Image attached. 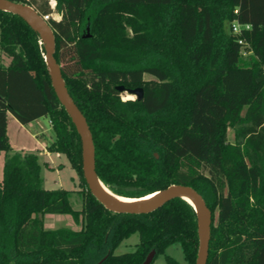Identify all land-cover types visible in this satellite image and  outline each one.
<instances>
[{"label": "trees", "instance_id": "obj_1", "mask_svg": "<svg viewBox=\"0 0 264 264\" xmlns=\"http://www.w3.org/2000/svg\"><path fill=\"white\" fill-rule=\"evenodd\" d=\"M13 1L53 13L51 0ZM61 2V18L48 20L55 56L90 126L100 179L132 198L193 187L212 212L207 264H264V0ZM234 22L250 27L233 33ZM40 40L20 15L0 11V50L10 58L0 64V264H142L173 244L196 264L199 221L190 203L176 198L131 214L108 210L90 192L80 134ZM151 56L155 63L144 65ZM120 85L144 88L143 99L122 100ZM8 112L24 125L51 120L47 149L66 154L79 173L81 209L73 190L44 186L38 154L13 151ZM239 125L233 144L228 129ZM45 214H71L81 228L46 229ZM136 233L134 251L115 253Z\"/></svg>", "mask_w": 264, "mask_h": 264}, {"label": "water", "instance_id": "obj_2", "mask_svg": "<svg viewBox=\"0 0 264 264\" xmlns=\"http://www.w3.org/2000/svg\"><path fill=\"white\" fill-rule=\"evenodd\" d=\"M54 1L55 9L61 17L63 14L62 2L61 0ZM0 11H8L20 15L36 32H38L40 36V43L44 46L45 49V61L49 75L51 77L53 88L61 104L65 107L80 134V138L82 141L83 176L90 192L108 210L113 212L131 214L150 213L173 199H184L195 208L198 215L200 238L196 264H207L210 250L212 212L208 207L203 195L191 186L183 184H172L165 189L158 190L159 192H161V194L153 202L137 204H118L114 202L109 197V195L100 187L99 182L103 183L105 186L107 185L100 179L97 174L95 145L92 132L86 117L84 116L68 90L66 81L62 73L61 65L56 59V37L52 26L35 7L23 2L13 0H0ZM261 79H264V77L260 78V80ZM117 90L121 93L126 92L127 94L135 95L139 100H142L144 97V88L142 87L126 88L125 86L120 85L117 87ZM156 156L158 157V154H156ZM188 198L193 200L196 203V206ZM200 214L202 215V219L204 222L202 231ZM156 254V250H152L147 255L142 264H153ZM102 261L103 260H101L98 264H101Z\"/></svg>", "mask_w": 264, "mask_h": 264}, {"label": "rangeland", "instance_id": "obj_3", "mask_svg": "<svg viewBox=\"0 0 264 264\" xmlns=\"http://www.w3.org/2000/svg\"><path fill=\"white\" fill-rule=\"evenodd\" d=\"M45 0H38V4L43 3ZM50 5L53 8V13L51 14V17L59 20L61 17L58 14L57 10L55 9V1L51 0ZM226 27L228 30H230V26L226 24ZM90 26L88 25L87 31L85 36H90ZM250 52H247L246 50H243V57L248 58ZM4 56H7L0 50V62L5 61L3 58ZM8 57V56H7ZM149 63H155L154 57H148V59L145 61L144 65H147ZM264 77V75L262 76ZM261 77V78H262ZM145 79H151V76L149 74L145 75ZM122 100H130L127 99L126 96L128 94L126 92L122 93ZM136 96L134 95V99ZM133 100V99H132ZM39 124L44 127V129L39 130V136L41 139H44L45 142L48 144L54 139V132L52 129V125L47 117H42L39 120ZM36 125V124H34ZM242 125V124H241ZM241 125L236 127H229L228 129V140L231 143H237L239 142V139L237 138V128H239ZM37 126V125H36ZM31 129V128H30ZM41 139H36V137H29V136H22L21 137V143H31V151L30 153H36L40 155V162H41V177L44 181V186L49 189L54 188H64L68 190H73L72 195V204L74 209H81L83 205L82 196L79 192H82L85 190V186L82 183L81 177L79 173L71 166V163L64 153H59V155L56 152L54 153L53 157H48L46 155H43L41 148V142L43 141ZM20 143V144H21ZM46 161H48L46 163ZM4 163L5 159L3 158L0 161V180L4 177ZM63 163V164H62ZM45 222L44 227L46 229H56L60 227H73L75 229L80 228L81 225H78L75 221L74 217L71 214H45ZM139 242V234L132 235L129 239L124 240L115 250V253H124V252H130L134 251L136 248V244ZM165 254L173 256L175 259H177L181 264H188L185 260L184 252L180 244H173L169 246ZM165 254H159L153 264H167L165 260Z\"/></svg>", "mask_w": 264, "mask_h": 264}, {"label": "crops", "instance_id": "obj_4", "mask_svg": "<svg viewBox=\"0 0 264 264\" xmlns=\"http://www.w3.org/2000/svg\"><path fill=\"white\" fill-rule=\"evenodd\" d=\"M3 58L5 59V61L2 60L1 63L5 64L6 66L9 65L10 63V58L7 57V56H4L3 55ZM39 120H36L28 125H24L22 124L16 117L13 113L11 112H8V116H7V131H8V137H9V141L13 147V151H16V152H21V153H30L32 152L31 151V143H21V137L22 136H29V137H36V139H41L39 137V130L40 129H44V127L42 125L39 124ZM50 121V120H49ZM36 124V125H34ZM31 128V129H30ZM40 128V129H39ZM43 141H40L41 143V148L42 149V152H43V155H46L48 157H53L54 156V153L53 152H49L48 149H47V143L45 142L44 139H41ZM21 143V144H20ZM59 155V153H57ZM39 155V154H38ZM40 156V155H39ZM5 159V152H1L0 153V161L2 159ZM48 161H46L47 163ZM63 164V163H62ZM1 181V180H0ZM54 215V214H53ZM45 216L43 217L44 219V222H45ZM78 225H81L80 223H77ZM72 229H75L73 227H71ZM81 228V226H80ZM79 228V229H80ZM75 230H78V229H75Z\"/></svg>", "mask_w": 264, "mask_h": 264}, {"label": "bare ground", "instance_id": "obj_5", "mask_svg": "<svg viewBox=\"0 0 264 264\" xmlns=\"http://www.w3.org/2000/svg\"><path fill=\"white\" fill-rule=\"evenodd\" d=\"M54 1V0H53ZM127 99H134V95L132 94H128V96H126ZM100 187L102 188V190L104 192H106L109 197L116 203L118 204H137V203H146V202H153L154 200H156L161 192L157 191L155 193H152L150 195H147L145 197H141V198H132V197H126V196H122V195H118L116 193H114L112 190H110L107 186H105L103 183L99 182ZM189 199V198H188ZM195 206L196 203L189 199ZM200 219H201V231L203 230L204 227V222L202 219V215L200 214Z\"/></svg>", "mask_w": 264, "mask_h": 264}, {"label": "built area", "instance_id": "obj_6", "mask_svg": "<svg viewBox=\"0 0 264 264\" xmlns=\"http://www.w3.org/2000/svg\"><path fill=\"white\" fill-rule=\"evenodd\" d=\"M43 17L46 20H49L50 17H51V14L50 15L43 16ZM249 27H250L249 25H241V24H239L237 22H234L233 25H232V32L233 33H240L243 28H249ZM240 42H242V41H240ZM50 123H52L51 120H50Z\"/></svg>", "mask_w": 264, "mask_h": 264}]
</instances>
